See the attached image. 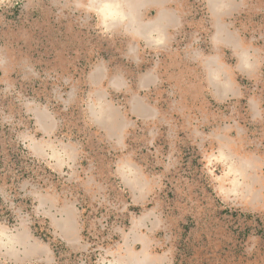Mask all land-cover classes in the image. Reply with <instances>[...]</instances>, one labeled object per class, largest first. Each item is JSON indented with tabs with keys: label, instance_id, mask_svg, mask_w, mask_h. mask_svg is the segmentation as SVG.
<instances>
[{
	"label": "rangeland",
	"instance_id": "1",
	"mask_svg": "<svg viewBox=\"0 0 264 264\" xmlns=\"http://www.w3.org/2000/svg\"><path fill=\"white\" fill-rule=\"evenodd\" d=\"M107 1L0 0V264H264V0Z\"/></svg>",
	"mask_w": 264,
	"mask_h": 264
},
{
	"label": "bare ground",
	"instance_id": "2",
	"mask_svg": "<svg viewBox=\"0 0 264 264\" xmlns=\"http://www.w3.org/2000/svg\"><path fill=\"white\" fill-rule=\"evenodd\" d=\"M136 1H139V0H133V1H131V0H108L107 1L108 5L105 4L106 5L105 7H107V8L109 7V11L114 10L115 13H113V15L118 14L122 18L124 16H126L127 22H131L129 27H131L132 30H135V32L134 31L133 32L134 33L137 32L138 35H145L146 37L150 38L152 31H158L159 36L164 35L162 32L163 30H161L162 29L161 22H163L164 16L162 17L161 15H159V17L156 18L157 20H155V22L149 21V22L138 23V20L134 18L137 15V11H138L137 10L138 7H136V4H135ZM88 2H90L92 5H94L97 2V0H88ZM111 15L112 14H110L108 16H111ZM157 21H159V23ZM115 22H116V20H115ZM152 41H153V39H152ZM140 261L142 262V260H139L138 258L134 257V258L130 259L128 262H126V264H139V263H141ZM143 261H146V260L143 259Z\"/></svg>",
	"mask_w": 264,
	"mask_h": 264
},
{
	"label": "crops",
	"instance_id": "3",
	"mask_svg": "<svg viewBox=\"0 0 264 264\" xmlns=\"http://www.w3.org/2000/svg\"><path fill=\"white\" fill-rule=\"evenodd\" d=\"M138 8H141V7H138ZM135 34H137L138 35V33L136 32ZM138 36H140V37H144L145 39H149L148 37H146L145 35H138Z\"/></svg>",
	"mask_w": 264,
	"mask_h": 264
}]
</instances>
